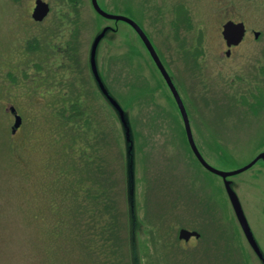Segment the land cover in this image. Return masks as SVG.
I'll return each mask as SVG.
<instances>
[{"label": "rangeland", "instance_id": "374dc122", "mask_svg": "<svg viewBox=\"0 0 264 264\" xmlns=\"http://www.w3.org/2000/svg\"><path fill=\"white\" fill-rule=\"evenodd\" d=\"M44 1L51 11L37 24L30 16L34 0H0V264H100L103 254L109 255L72 234L80 232L75 224L80 209L61 200L59 179L74 174H59L61 144L55 138L60 130L55 131L52 108L67 94L76 97L77 86L83 87L101 131L98 158L107 174L98 176V191L107 197L100 210L105 211L104 204L111 207L113 213L102 214L111 225L117 217L127 264H262L240 229L222 180L195 160L177 105L135 31L97 15L91 0ZM97 4L108 14L131 19L148 38L182 100L196 148L210 166L234 171L264 151V0ZM227 13L245 22L251 36L260 32L230 59L221 37ZM104 29L95 64L108 97L89 62L93 41ZM33 38L42 46L34 58L25 49ZM64 39L74 42L76 55H70L77 63L59 72L51 47ZM40 61L42 77H36L31 64ZM230 187L264 257V163L232 177ZM54 204L62 212L56 214ZM181 229L199 237L180 240Z\"/></svg>", "mask_w": 264, "mask_h": 264}, {"label": "trees", "instance_id": "16d2710c", "mask_svg": "<svg viewBox=\"0 0 264 264\" xmlns=\"http://www.w3.org/2000/svg\"><path fill=\"white\" fill-rule=\"evenodd\" d=\"M69 2H73V0H69ZM26 45V54L31 55L32 58H34L33 53H36L35 56H37L42 51V46L37 38L28 41ZM63 47L65 48L64 50L51 49L54 56H57L59 64L56 68H58L59 72L66 67L67 69H72L77 63L73 56L70 55L74 47V42L69 40ZM75 51L76 49L72 53L76 55ZM58 57H63L65 60L69 58L71 64L69 62L68 65H65ZM42 64L43 61L31 64L36 77L38 75L42 77V73H40L42 71ZM31 65L29 64V66ZM23 77L25 79L29 78L26 72H23ZM67 78L69 79V77ZM75 88L77 93L75 95L76 97H71V95L67 94V97L62 103L59 104L56 102L52 108V118L58 122L56 123L55 131L60 130L58 137L55 138L61 144V148L59 149L61 155L59 158L60 167L62 168L59 174L64 172L68 175H75H72L70 179H65V181L59 179V185L63 188V196L60 194L61 200L63 205L67 203V206L69 201L72 203L75 202V206L80 209V213L75 218L76 227L79 226L80 232L74 230L71 231L72 234L77 236L79 233L81 238L90 241L88 244L91 247L95 246L97 248L99 244L106 252L108 251L109 255L104 253V262L100 260V264H127L124 261L123 249L120 247L121 243L126 242V239L124 238L123 241L122 235L117 230L118 219L116 216H113V224L111 225L110 220L107 221L102 216L104 213H113L108 211V209L111 211V207L104 204L105 211L101 212L100 210L102 199L107 197L105 192L98 191V176L107 174L104 161L98 158V139L101 131L98 130V123H95L96 117L93 118L91 115L92 112L94 113V108L83 97V87L77 86ZM87 101L89 103L87 105L88 107L85 106ZM104 105L107 106V104ZM114 138L116 143H118L115 132ZM69 149L73 150L71 157L69 155ZM89 150H93V152ZM77 164L82 165L78 166ZM63 167L65 168L63 169ZM75 206L70 211H73ZM58 207L57 204H54V212L56 214L62 212L57 209ZM63 228L65 229V226L61 230ZM92 240L94 242H91ZM114 249H117V251H113ZM97 258L95 255L96 260Z\"/></svg>", "mask_w": 264, "mask_h": 264}, {"label": "water", "instance_id": "95a60500", "mask_svg": "<svg viewBox=\"0 0 264 264\" xmlns=\"http://www.w3.org/2000/svg\"><path fill=\"white\" fill-rule=\"evenodd\" d=\"M91 5L93 10L97 13V15H99L100 17H102L103 19L109 20V21H114V22H123L126 23L127 25H129L134 31L135 33L138 35V37L140 38V40L142 41L144 47L146 48L148 54L150 55L154 65L156 66L157 70L159 71L160 75L162 76L163 80L165 81L170 93L172 94V97L175 101V104L177 105V108L179 110L180 116L182 118L183 121V125H184V129H185V134L187 137V141L189 144V147L191 149V152L193 154V156L195 157V159L197 160V162L200 164V166L207 171L208 173L220 178L223 182V186L225 189V192L227 194V197L229 199V202L231 204L232 210L235 214V217L237 219V222L240 226V229L243 232V235L245 236L246 241L248 242L249 246L251 247L252 251L254 252V254L258 257V259H260L261 263L264 264V257L262 255V253L260 252L254 238L253 235L251 233V230L248 226V223L245 219V216L243 214V211L241 209L240 203L238 201V198L236 197L235 193L232 191L231 187H230V179L234 176H237L243 172H245L246 170L250 169L252 166H254L258 161H262L264 163V151L261 152L255 159H253L248 165H246L245 167L235 170V171H231V172H224V171H220L212 166H210L200 155L198 149L196 148V145L193 141L192 138V133H191V128H190V123H189V119L187 116V113L185 111V108L183 106V103L180 99V96L178 94V92L176 91V89L174 88L172 81L168 75V73L166 72L165 68L163 67L160 59L158 58L154 48L152 47L151 43L149 42V40L147 39V37L145 36V34L142 32V30L136 25V23H134L131 19L123 17V16H118V15H113V14H108L104 11H102L98 4H97V0H91ZM49 8L48 6L43 3L40 0L36 1V7L34 9L33 12V18L36 21H41L48 13ZM223 36L226 40H231L229 42V44H233V45H237L243 36V32H244V28L242 26V24L239 25H234L232 23L226 24L223 28ZM107 32V29H104L93 41L92 47H91V52H90V68H91V72L94 76V80L97 84V86L99 87L100 91L106 96L108 97L101 81L99 80L98 77V73L96 71V64H95V52H96V48L99 44V42L101 41V39L104 37L105 33ZM111 105L115 108V110L118 112L120 119L122 121V123H124L123 121V113L121 111V109L116 105V103L109 98L108 100ZM19 119H16V124L15 126H18L19 123ZM198 237L199 235L196 232H189L186 230H181L179 232V239L187 241L190 237Z\"/></svg>", "mask_w": 264, "mask_h": 264}, {"label": "flooded vegetation", "instance_id": "af4514ba", "mask_svg": "<svg viewBox=\"0 0 264 264\" xmlns=\"http://www.w3.org/2000/svg\"><path fill=\"white\" fill-rule=\"evenodd\" d=\"M36 1L37 0H34V7H33V9H32V11H31V13H30V16H31V19L33 20V22L34 23H37V24H39V23H43L46 19H47V17H48V14H49V12L51 11L50 10V5L47 3V2H45L44 0H40V1H42L43 3H45L47 6H48V8H49V11H48V13H47V15L41 20V21H36V20H34V18H33V12H34V9H35V7H36ZM74 1V0H73ZM187 14V13H186ZM182 16V15H181ZM184 17V16H183ZM183 17H182V19H179L178 20V22H184L183 21ZM63 18V17H62ZM226 18H227V20H226V22L222 25V27H221V37H222V39H223V41H224V44H225V51H224V56L227 58V59H230L231 58V56H232V53H233V51L236 49V48H238V47H240L241 45H242V43L244 42V41H246L247 39H251V38H254L255 40H257L258 38H259V36H260V32H256V31H253L252 32V36L250 35V33L248 32V27H247V25L245 24V22H242L241 20H238V16H236V15H234V14H230V13H227V15H226ZM229 23H232V24H234V25H239V24H242V26H243V28H244V32H243V36H242V39H241V41L237 44V45H233V44H229V43H231V42H229V41H231V40H226L225 38H224V36H223V28H224V26L226 25V24H229ZM34 39V38H33ZM30 40H32V39H30ZM30 40H28V41H30ZM28 41L26 42V44L28 43ZM67 42H69V39H64V40H62V44H59V45H53L52 47H51V49H53V50H60V49H65L63 46L67 43ZM25 44V45H26ZM27 46V45H26ZM25 49H26V47H25ZM54 58H55V56H54ZM66 65V64H65ZM167 72V71H166ZM168 73V72H167ZM251 74V73H250ZM169 75V74H168ZM249 77H250V75H248ZM252 76H254V74L252 73L251 74V77ZM170 77V76H169ZM11 79H12V76H11ZM171 79V78H170ZM164 81V80H163ZM172 81V80H171ZM164 83H165V81H164ZM172 84H173V86H174V83L172 82ZM166 85V84H165ZM256 85V84H255ZM167 86V85H166ZM258 86H260V85H257V88L259 89V90H261L262 88H261V86L260 87H258ZM168 88V87H167ZM174 88H175V86H174ZM172 95V94H171ZM257 95L258 94H256V97H257ZM262 96H264V94L262 93L261 94ZM253 106V105H252ZM255 109V108H254ZM11 111H14V109H12L11 108ZM17 117V116H16Z\"/></svg>", "mask_w": 264, "mask_h": 264}]
</instances>
